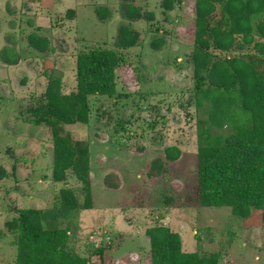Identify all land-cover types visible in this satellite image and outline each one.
Segmentation results:
<instances>
[{"label":"rangeland","instance_id":"obj_1","mask_svg":"<svg viewBox=\"0 0 264 264\" xmlns=\"http://www.w3.org/2000/svg\"><path fill=\"white\" fill-rule=\"evenodd\" d=\"M160 2L0 0V264H14L7 225L23 208L40 209L44 228H66L67 252L87 264H150L146 230L156 226L177 233L185 253L215 256L217 264H264L260 213L241 218L194 199L200 146L250 122L237 105L212 112L200 95L194 103V0H179L165 14ZM125 5L141 16L127 17ZM121 27L136 31L139 43L122 50L115 95L90 96L88 123L65 128L88 143L92 205L54 210L51 132L35 109L50 78L62 94L73 91L78 53L117 49ZM31 34L46 40L42 51L29 46ZM170 147L179 150L174 160L165 158ZM108 174L117 188L105 186ZM98 247L100 257L92 252Z\"/></svg>","mask_w":264,"mask_h":264},{"label":"trees","instance_id":"obj_2","mask_svg":"<svg viewBox=\"0 0 264 264\" xmlns=\"http://www.w3.org/2000/svg\"><path fill=\"white\" fill-rule=\"evenodd\" d=\"M178 1L161 0L164 14ZM125 7L127 17L141 16L136 8ZM96 14H102L99 8ZM194 16V103L200 95L212 103V112L237 105L241 116L247 112L245 119L250 122L245 128L236 125L234 133L221 142L212 138L200 146L194 199L201 206H226L233 215L248 218L252 211L264 207V0H194ZM152 18L149 14L147 19ZM138 37L136 31L121 27L117 49L96 47L79 52L75 62L76 86L68 94L60 92L58 79L47 81L41 95L43 102L35 112H39L40 120L51 132L52 179L59 186L51 205L54 210L76 211L92 205L88 143L74 139L65 128L88 123L90 96L115 95L116 69L125 64L122 50L137 45ZM161 41L153 39L150 45L156 49ZM28 43L42 51L46 40L31 34ZM247 48L250 52L246 50L241 55H220ZM164 154L166 160H174L179 150L165 148ZM112 178L115 179L112 174L106 175L104 184L115 189ZM41 215L40 209L23 208L9 221L8 230L14 235V264H87L86 259L67 252L71 238L68 230L44 228ZM261 221L264 227V211ZM146 236L150 264H217L215 256L181 251L179 236L166 227H151ZM92 252L100 257L102 249Z\"/></svg>","mask_w":264,"mask_h":264},{"label":"crops","instance_id":"obj_3","mask_svg":"<svg viewBox=\"0 0 264 264\" xmlns=\"http://www.w3.org/2000/svg\"><path fill=\"white\" fill-rule=\"evenodd\" d=\"M264 211V207H263V209L261 210V211H252V215L251 216H253V214H256V213H262Z\"/></svg>","mask_w":264,"mask_h":264}]
</instances>
